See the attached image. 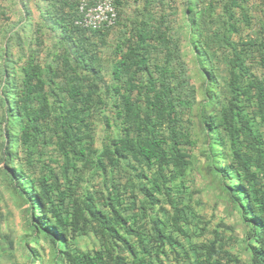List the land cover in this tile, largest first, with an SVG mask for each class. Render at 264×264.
<instances>
[{
    "label": "trees",
    "instance_id": "16d2710c",
    "mask_svg": "<svg viewBox=\"0 0 264 264\" xmlns=\"http://www.w3.org/2000/svg\"><path fill=\"white\" fill-rule=\"evenodd\" d=\"M54 1L61 3L60 6L47 9L46 13L53 18V24L59 26L57 34L68 43L66 53L56 55L61 65H41L34 59L33 52L26 53L21 40H18L19 36L14 33L6 41L8 48L10 42L15 40L22 56L26 57L18 83L10 77V61L5 63L7 108L5 125L1 129V136L7 142L5 162L8 163L14 154L9 152V146H14L16 153L22 150L25 160L30 161L33 155L40 157L44 154L41 146L49 139V144L53 143L51 150L56 155L48 158V161L57 162L69 185L78 170L92 169V173L106 176L108 170L120 168L124 159L135 172L129 169L123 182L112 183L111 188L106 192L101 190L99 196L93 191H85L82 196L70 197L63 213L50 207L54 205V200L51 184L46 183L49 175H42L39 180L41 188L37 190L29 187L33 185V180L22 165L17 168L11 165V177L15 185L30 194L35 208L42 214L37 218L31 212L30 227L35 230V239L41 234L49 238L55 244L58 255L63 253L70 264H125V257L114 252L119 240L131 256L130 264H147L152 251L168 252L176 261L186 244L180 236L185 233L179 223L182 217L177 202L182 201L181 197L185 195L184 178L190 164V155L183 144L191 141L182 126L183 115L189 104L185 97L174 92L167 79L166 66L156 64L154 74L148 65L151 50L156 49L158 44L166 46L168 42L166 30L169 29V23L164 14L167 1L114 0L117 16L124 29L116 36L112 82L106 85V89L121 98L116 106L118 116H122V126L120 136L105 143L98 152L92 147L89 120L92 94L98 84L93 80L83 83L89 77L83 70L99 74V58L92 50L95 43L91 36L108 28H84L76 23L80 0L71 4L68 0ZM184 2L191 16V25H194L191 37L194 45L198 46L194 39L198 38L200 42L201 32L196 27L193 12L196 7L197 11L204 12L207 1ZM66 4L67 8L64 7ZM127 4L133 6L135 16L122 15ZM208 4L211 5L210 2ZM224 6V9L232 11L237 7L244 12L240 0H225ZM233 15L230 13L229 16ZM258 50V62L264 68V40L258 43ZM198 54L203 64L201 71L206 75V89L209 90L215 77L211 73L206 74L204 68H210L213 64L205 57V50L201 49ZM246 73L247 69L236 53L227 69L230 95L220 109L218 121L213 113H205L202 121L209 139L212 166L218 173L222 188L239 205L237 193L241 194L246 208L255 218L253 222L257 228L254 236L258 238V244L253 249L256 264H264V193L256 184H251L253 173L248 166L252 159L264 164V131L254 127L256 116L264 126V80L254 76L246 78ZM57 77H61V80L58 81ZM134 91L137 92L135 96L132 94ZM249 101L253 102V109L247 111ZM204 104H208V100ZM215 143L225 150L213 147ZM219 158L223 160L220 165ZM228 180L237 183L231 185L226 183ZM70 187L58 192L61 203H64L63 198L69 192L73 194L74 189ZM176 187L180 189L174 196L171 191ZM164 198L170 204L168 210L162 205ZM126 210L131 213L125 214ZM89 229L99 233L100 248L94 250L92 255L73 250L76 237ZM126 235H131V240ZM58 241L66 246L63 252ZM165 247H169V251ZM29 250L35 259L32 264H35L38 261L36 249L30 247ZM214 254L218 256L217 248L213 245L207 254H203V259L209 263Z\"/></svg>",
    "mask_w": 264,
    "mask_h": 264
},
{
    "label": "rangeland",
    "instance_id": "374dc122",
    "mask_svg": "<svg viewBox=\"0 0 264 264\" xmlns=\"http://www.w3.org/2000/svg\"><path fill=\"white\" fill-rule=\"evenodd\" d=\"M74 1L77 0H68L70 4ZM82 1L87 3L88 7H92L95 0ZM165 1L167 2L164 6V14L169 23V29L166 30L168 42L166 46L158 44L156 49L151 50L148 65L153 73L156 64L166 66L167 79L173 86L174 92L188 100L189 106L186 108L182 122L183 128L188 133V139L191 141L189 144H183L190 155V164L184 178V188H188V193H185L181 197L182 201L177 203L182 217L179 223L185 233L182 236L190 235L192 240L190 245L185 244L184 251L179 255L178 260H169L167 255L162 254L166 256V263L160 261V264H256V253L253 249L258 244V238L254 236L257 228L253 222L255 218L250 209L246 208L241 194L237 193L239 205L231 200L227 191L222 188L218 173L212 166L211 148L202 119L205 113H213L218 121L220 109L230 95L226 80L227 69L229 61L236 53L247 69L246 78L254 76L264 80V68L258 62L260 54L258 43L264 40V0H240L244 12L237 7L232 11L224 9L225 0H205L207 1L205 11H197L198 7H196L193 12L194 22L197 23L196 27H199L201 32L200 42L198 38L194 39L198 42V46L194 45L191 37L194 25H191V16L186 10L184 0H173V3L171 0ZM60 4L54 0H0V264H13V249L29 250L28 242L34 240L39 243V246L35 247H40L36 250L38 261L35 264H60V257L54 249L55 244L53 245L50 239L43 234L35 239V230L30 227L31 212L37 218L42 214L35 208L30 194L15 185L11 177V165L16 168L22 165L26 174L33 180V185L29 187L37 190L41 188L39 180L42 175H49L46 183L51 184L50 191H52L54 200V205L50 207L63 213L64 206L69 204L70 197L82 196L85 191H93L96 196H99L100 191H108L112 183L123 182L128 174L126 171L133 169L132 165L124 159L120 168L108 170L106 176L103 173H92V169H85L82 172L78 170L69 185L57 162L48 161V158H54L56 155L51 150L53 143L49 144V139L41 146L44 154L40 157L33 155L30 161L25 160L22 150L16 153L15 147L9 146V152L14 154L11 155L8 163L5 162L7 142L1 136L7 108V103H5L7 95L4 92L5 63L10 61L12 67L10 77L18 83L21 67L26 57V55L22 56L15 40H12L6 48L7 38L11 33L19 36L18 40H21L26 53L33 52L34 59L41 65L47 66L49 63L53 66L61 65L60 58L56 55L66 53L68 43L57 34L59 26L53 24V18L46 13L47 9L57 8ZM64 7L67 8V4ZM135 13L133 6L127 4L122 15L135 16ZM158 13H160L159 9ZM230 13L234 14L233 17L229 16ZM156 16L159 15L156 13ZM107 28L101 33H92L91 36L95 43L92 50L99 58V74L95 75V73L83 70V73L89 76L83 83L93 80L98 84V88L92 94L93 104L89 115L92 147L96 152L105 143L118 138L122 126V116H118L116 106L121 98L106 89V85L112 82L111 70L116 36L124 28L118 16L115 22ZM201 49L205 50V57L209 58L213 64L210 68L203 66L206 74L211 73L215 77V80L212 79V86L209 90L206 89V75L200 68L203 64H201L198 52ZM77 73L79 74V71ZM57 80H61V77H57ZM132 94L135 96L137 92L134 91ZM10 99L13 100L12 94H10ZM207 100L208 104H204ZM247 104L248 108L245 109L252 110L253 102L249 101ZM254 127L258 131H264V126L257 116L254 120ZM212 146L218 150H225L219 143L212 144ZM243 150L245 151V148ZM218 161L219 165L223 162L222 158ZM248 166L249 171L253 173L251 184H256L264 193V164L252 159ZM78 169H80L79 165ZM133 171L135 172L134 169ZM70 176L71 171H69ZM226 183L235 185L237 182L228 180ZM67 186H71L70 188H73L75 192L73 191V194L69 192L70 194L68 193L63 198L64 203H61L57 197L58 192ZM179 189L173 188L171 194L177 196ZM162 205L170 209L166 198L162 199ZM100 206L105 208L102 204ZM143 219L145 221V218ZM58 243L61 245L60 241ZM91 245L94 246V244ZM213 245L217 248L218 256L214 254L207 263L203 259V254H207ZM65 249L64 246L62 252ZM166 250L169 251V247ZM159 253L162 252L155 253L156 256ZM125 255L127 256L126 253Z\"/></svg>",
    "mask_w": 264,
    "mask_h": 264
},
{
    "label": "crops",
    "instance_id": "0c3cea01",
    "mask_svg": "<svg viewBox=\"0 0 264 264\" xmlns=\"http://www.w3.org/2000/svg\"><path fill=\"white\" fill-rule=\"evenodd\" d=\"M186 190H185V193H188V188L185 187ZM168 210V209H167ZM131 211L130 210H126L125 211V214H130ZM183 242H186L188 244H190L191 242V238H190V235H188L187 237L185 236H182L180 235ZM126 238L131 240V235H126ZM33 242V243H31ZM31 242H28V244L30 245L31 248H34V249H39V248H36L35 246H39L38 242L37 241H31ZM100 243H101V237L99 235V233H97L96 230L94 229H89L87 230L84 234H80L76 237L75 241H74V244L72 246L73 250L75 251H78L80 253H89V254H93L94 253V250H97L100 248ZM33 244V245H31ZM91 244H94V246H92ZM118 245H120V242H117ZM185 247V245H183ZM29 247V248H30ZM167 247H165L166 249ZM156 252L153 251V253H151V255L148 257V262L147 264H160V261H165L166 259V256H163L162 254H165L167 255V258L169 260L172 259V255L170 253H159L158 256H156L155 254ZM12 259H13V264H22V263H25V264H32L35 259L31 256L30 254V250H27L25 249V251L23 250H17L16 248L13 249L12 251ZM24 261H22V260ZM65 263H68V261L65 260ZM166 263V261L164 262Z\"/></svg>",
    "mask_w": 264,
    "mask_h": 264
},
{
    "label": "built area",
    "instance_id": "2783aa9c",
    "mask_svg": "<svg viewBox=\"0 0 264 264\" xmlns=\"http://www.w3.org/2000/svg\"><path fill=\"white\" fill-rule=\"evenodd\" d=\"M88 6L89 5L82 0L79 1V18L76 20V23L80 24L82 27L98 29L108 27L115 22L117 9L114 0H95L94 6Z\"/></svg>",
    "mask_w": 264,
    "mask_h": 264
},
{
    "label": "clouds",
    "instance_id": "9594fccd",
    "mask_svg": "<svg viewBox=\"0 0 264 264\" xmlns=\"http://www.w3.org/2000/svg\"><path fill=\"white\" fill-rule=\"evenodd\" d=\"M118 242H120V245L117 244L114 246V252L120 253L121 255H123L125 257V264H130L131 263V256L128 254V252L126 250H124L122 242L120 240ZM63 247H64V245L61 246V248H63ZM125 253L127 254V256L125 255ZM59 257H60L59 258L60 264H70L69 259L63 253H61V255H59ZM65 260L68 261V263H65ZM128 260H129V262H128ZM147 262H148V259H147Z\"/></svg>",
    "mask_w": 264,
    "mask_h": 264
}]
</instances>
